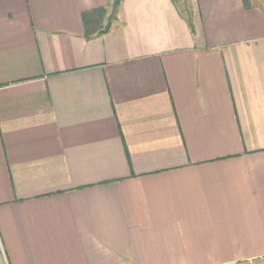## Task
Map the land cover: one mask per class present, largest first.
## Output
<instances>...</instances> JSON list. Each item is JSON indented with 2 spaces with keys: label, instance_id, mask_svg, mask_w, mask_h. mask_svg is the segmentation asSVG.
<instances>
[{
  "label": "crops",
  "instance_id": "0c3cea01",
  "mask_svg": "<svg viewBox=\"0 0 264 264\" xmlns=\"http://www.w3.org/2000/svg\"><path fill=\"white\" fill-rule=\"evenodd\" d=\"M119 3L0 0V264H264V7Z\"/></svg>",
  "mask_w": 264,
  "mask_h": 264
},
{
  "label": "rangeland",
  "instance_id": "374dc122",
  "mask_svg": "<svg viewBox=\"0 0 264 264\" xmlns=\"http://www.w3.org/2000/svg\"><path fill=\"white\" fill-rule=\"evenodd\" d=\"M174 1L179 11L183 13L185 16H187L190 0H174ZM252 2L256 5L264 7V0H252ZM113 15L114 14H113V3H112L110 6H108L107 9H105V13L99 16V18L95 20L94 25H91V30L100 31L102 28H104L105 25L111 22L112 18L114 17Z\"/></svg>",
  "mask_w": 264,
  "mask_h": 264
},
{
  "label": "trees",
  "instance_id": "16d2710c",
  "mask_svg": "<svg viewBox=\"0 0 264 264\" xmlns=\"http://www.w3.org/2000/svg\"><path fill=\"white\" fill-rule=\"evenodd\" d=\"M121 0H113V14L116 11L117 7L119 6V2ZM243 4L245 7L249 8L251 7V0H242ZM105 13V8L101 7L99 9L90 11V12H86L84 14H82L83 20H84V27L86 30V36L91 35L94 31L91 30V25H94L95 20L97 18H99V16L103 15ZM188 16H190V13L187 11ZM189 25L192 27L193 30V26L191 25L190 21H189ZM100 32V31H99Z\"/></svg>",
  "mask_w": 264,
  "mask_h": 264
}]
</instances>
